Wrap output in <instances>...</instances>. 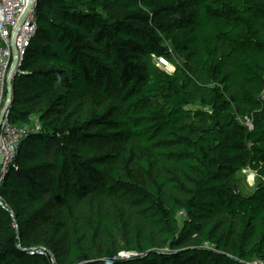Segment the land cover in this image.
<instances>
[{"label":"trees","instance_id":"obj_1","mask_svg":"<svg viewBox=\"0 0 264 264\" xmlns=\"http://www.w3.org/2000/svg\"><path fill=\"white\" fill-rule=\"evenodd\" d=\"M36 22L0 264L264 262V0H39Z\"/></svg>","mask_w":264,"mask_h":264},{"label":"built area","instance_id":"obj_2","mask_svg":"<svg viewBox=\"0 0 264 264\" xmlns=\"http://www.w3.org/2000/svg\"><path fill=\"white\" fill-rule=\"evenodd\" d=\"M39 0H0V114L7 100V82L13 86V80L18 74H22L21 66L28 54L32 40L37 32L36 7ZM156 65L169 72L172 67L163 58L155 59ZM170 71L169 73H172ZM264 103V77L263 91L260 95ZM247 129L252 128L251 122L246 121ZM40 130L39 122L31 125L14 126L8 121V111L0 124V152L3 155V163L0 168V182L4 178L9 166L13 165L16 151L22 139L29 134L37 133ZM252 186L256 179L255 173L249 170ZM43 249H34L29 255L42 256ZM123 255V254H121ZM122 257V256H121ZM130 257L125 256L124 258ZM250 264H264L260 260H254Z\"/></svg>","mask_w":264,"mask_h":264},{"label":"rangeland","instance_id":"obj_3","mask_svg":"<svg viewBox=\"0 0 264 264\" xmlns=\"http://www.w3.org/2000/svg\"><path fill=\"white\" fill-rule=\"evenodd\" d=\"M174 62H175V64H177V61L176 60H174ZM174 68L173 67H171L168 71L170 72V71H172ZM251 174L250 173H248V172H243V171H241L239 174H238V188H239V190H240V192L244 195V196H249V195H251L253 192H254V190H255V185H256V179H255V181H254V184L252 185V186H250V185H248V183H247V180L248 181H250V182H252L250 179H251V177H249ZM121 254H123V255H121ZM120 254V257L121 258H124L125 256H128V254L129 253H121ZM130 255H134V254H131L130 253Z\"/></svg>","mask_w":264,"mask_h":264},{"label":"water","instance_id":"obj_4","mask_svg":"<svg viewBox=\"0 0 264 264\" xmlns=\"http://www.w3.org/2000/svg\"><path fill=\"white\" fill-rule=\"evenodd\" d=\"M12 94H13V86L11 85V82L8 81L7 82V100H6L5 106H4V108L0 114V124H1L2 120L4 119L5 114H7V111L9 112ZM2 163H3V155L0 152V168L2 166ZM236 190H237V188H236Z\"/></svg>","mask_w":264,"mask_h":264},{"label":"crops","instance_id":"obj_5","mask_svg":"<svg viewBox=\"0 0 264 264\" xmlns=\"http://www.w3.org/2000/svg\"><path fill=\"white\" fill-rule=\"evenodd\" d=\"M245 170H249V169H245ZM250 171V170H249ZM248 172V171H247ZM252 174V173H251Z\"/></svg>","mask_w":264,"mask_h":264},{"label":"bare ground","instance_id":"obj_6","mask_svg":"<svg viewBox=\"0 0 264 264\" xmlns=\"http://www.w3.org/2000/svg\"><path fill=\"white\" fill-rule=\"evenodd\" d=\"M248 173H250V172H248Z\"/></svg>","mask_w":264,"mask_h":264}]
</instances>
